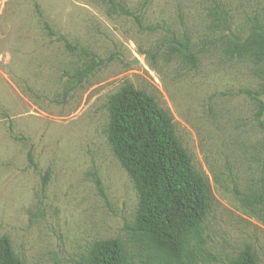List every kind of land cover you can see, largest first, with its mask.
Segmentation results:
<instances>
[{
    "label": "rangeland",
    "instance_id": "374dc122",
    "mask_svg": "<svg viewBox=\"0 0 264 264\" xmlns=\"http://www.w3.org/2000/svg\"><path fill=\"white\" fill-rule=\"evenodd\" d=\"M111 1L0 0V238L23 264H77L96 241L129 245L138 194L105 129L109 96L130 84L170 117L208 185L199 264H230L247 247L264 264V209L236 193L258 178V108L240 91L260 82L248 60L211 44L219 33L208 16L221 4L244 36L253 18L264 22V0ZM59 36L103 64L80 79L83 57ZM183 36L194 65L166 54L165 40Z\"/></svg>",
    "mask_w": 264,
    "mask_h": 264
},
{
    "label": "trees",
    "instance_id": "16d2710c",
    "mask_svg": "<svg viewBox=\"0 0 264 264\" xmlns=\"http://www.w3.org/2000/svg\"><path fill=\"white\" fill-rule=\"evenodd\" d=\"M114 6L113 1L108 0ZM120 9L126 12L122 7ZM38 14L40 12L37 8ZM208 16L218 35L214 47L230 60H248L260 82L258 90H242L256 102L255 119L264 139V22L253 18L244 36L230 30L228 12L213 3ZM142 27L140 17L135 16ZM49 36H56L44 22ZM70 52L83 57L81 78L103 64L95 54L58 37ZM166 54L195 64L196 53L190 39L165 40ZM209 45L206 42L203 46ZM108 144L134 184L138 194L132 225L127 227L129 245L112 240L93 242L77 264H199L204 257V223L209 210V188L191 165L174 132L170 117L147 94L130 84L109 96L106 103ZM27 159L34 167L32 154ZM258 178L247 193L236 192L245 208L264 209V140L252 156ZM48 172L42 178L45 186ZM100 186V182L96 181ZM130 246V248H129ZM0 264H23L6 237L0 238ZM230 264H257L250 248L243 249Z\"/></svg>",
    "mask_w": 264,
    "mask_h": 264
}]
</instances>
